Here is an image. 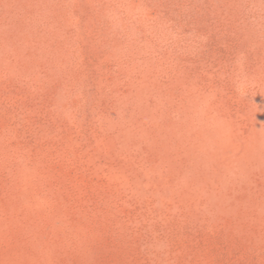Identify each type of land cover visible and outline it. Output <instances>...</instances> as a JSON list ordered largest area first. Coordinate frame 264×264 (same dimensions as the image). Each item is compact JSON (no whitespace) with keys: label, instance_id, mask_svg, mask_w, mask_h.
Here are the masks:
<instances>
[{"label":"rangeland","instance_id":"obj_1","mask_svg":"<svg viewBox=\"0 0 264 264\" xmlns=\"http://www.w3.org/2000/svg\"><path fill=\"white\" fill-rule=\"evenodd\" d=\"M0 264H264V0H0Z\"/></svg>","mask_w":264,"mask_h":264}]
</instances>
